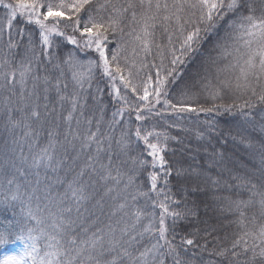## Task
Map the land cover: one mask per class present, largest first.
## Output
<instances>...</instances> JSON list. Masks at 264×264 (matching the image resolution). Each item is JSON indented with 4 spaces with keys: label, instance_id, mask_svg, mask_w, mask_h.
Wrapping results in <instances>:
<instances>
[{
    "label": "trees",
    "instance_id": "1",
    "mask_svg": "<svg viewBox=\"0 0 264 264\" xmlns=\"http://www.w3.org/2000/svg\"><path fill=\"white\" fill-rule=\"evenodd\" d=\"M46 2L59 4L61 0ZM65 2L70 3L71 0ZM133 2L136 4L134 9L117 16L112 6L126 7L128 0H111L104 8H100V5L105 4V0H92L80 15L81 28L89 16L96 22L104 23L108 22L109 17L119 19L117 30L107 33L106 49L109 58L112 52H119V63L125 70L124 74L132 73V83L139 92L149 76L153 77L154 87L157 70L160 69L163 76L165 69L170 67L167 38L171 33L178 47L180 32L174 20H160L152 30L151 52L141 51L139 42L133 39L136 34L133 29L139 31L140 25L132 20L131 13L135 11L139 19L143 9L138 0ZM167 2L171 6L172 0ZM4 3H15V0H4ZM254 6L259 15L260 0H254ZM173 10L170 7L165 13L161 9L160 15L170 14ZM193 11H196L195 17L191 16ZM9 12L0 4V27L3 28L0 34V63L6 57L13 59L11 65L0 68V73L18 66L29 38L36 43L40 39L39 27L28 24L26 14L14 19L9 29ZM181 15L195 20L199 12L186 8ZM221 15L223 19H218L214 27L207 32L201 31V38L194 50L184 56L183 64L177 66L176 79L167 85L166 98L173 103L183 102L208 108L213 104H231L234 100L240 103L247 99L242 97L237 100L238 93L223 89L219 84L225 79L234 82L238 75V69L228 68L236 62L234 49L240 47L241 52L246 51L237 32L229 27L239 13L224 15L222 12ZM194 26L185 24V32ZM59 27L66 35H74L81 46L68 43L65 37H53L55 46L49 49L51 62L48 57H42L39 63L34 62L23 86L16 83L4 87L5 81L0 77V236H7L13 241L0 246V261L18 244L25 249V242L15 239L17 236H23L25 240L29 235L37 237L36 247L43 256L49 249L39 227L55 235L51 224L62 213L66 218L75 220L73 235L78 239L93 238V233H96V237H102L96 250L91 251V255L99 257L102 264H107L113 258H117L116 264H132L128 257L123 256V249L127 248L136 257L154 242L147 234L143 239L137 236L142 225L133 227V213L147 203L139 196L137 188L149 191L148 174L157 172L158 190H170L169 194L178 202L171 207L184 213V218L175 228L176 238L173 241L179 246L181 264H264V258L259 255L252 259V251L244 253L243 245L232 247L242 231L237 224L240 212L234 202L248 200L253 191L252 185L257 186V191L264 190V105L257 103L254 109H246L253 113V117L245 119L235 109L233 112L220 109L219 113L177 114L163 105L162 98L160 104H154L151 112L142 110L140 115L144 119L138 121L135 109L137 106L143 109L144 102L139 101L130 89H124L119 80L115 84L121 88L124 99L116 98L111 88L112 81L103 76L102 69L98 67L94 69L93 79L85 81L83 87L72 80L66 65L61 64L63 73L55 67L70 53L83 62L90 59L99 61L94 50L83 46L84 38L78 31L72 30L71 22L62 21ZM165 27H168V32L164 31ZM200 27L203 29L205 26ZM10 39L19 41V46L8 49L6 43ZM156 45L161 47L157 48ZM226 50L233 55H225ZM36 76L39 79H33ZM209 82L222 88V99L212 101L208 97L204 86ZM73 97L76 100L75 110L72 108ZM252 99L255 100V97ZM118 108L125 111L122 116L114 118L113 113ZM32 111L38 112L39 117H33ZM69 113L71 120L67 119ZM114 119L116 122H113ZM136 128H140L142 134L152 131L167 135V141H163L166 150L162 154L167 162L164 169L159 165L156 168L150 166L152 158L147 155L144 142L136 138ZM92 134H95V138L88 139ZM149 139L156 142L154 137ZM44 148L48 149L52 159L49 161L44 156L36 166L34 158L42 156L41 150ZM137 157L147 160L149 166L142 171L137 170L132 162ZM165 171L170 173L166 188ZM129 176H134L131 184L128 183ZM74 190L77 196L72 195ZM13 195L17 199L13 200ZM81 195L85 199L78 200ZM133 196L137 199L133 200ZM254 200H259V197ZM121 204L125 207L120 208ZM67 208H71V212L64 211ZM147 210L156 211L157 214L160 211L158 208ZM242 210L246 222L256 217L255 225L248 223L249 228L264 223L258 203ZM29 211L42 218L44 223L37 226L29 217ZM167 223H172L170 218ZM30 228L35 230L29 233ZM83 229L88 231L85 233ZM124 229L127 230L126 234L122 231ZM133 236H136V241H131ZM171 237L172 233H169ZM181 237L192 239L194 244L181 245ZM110 241L118 242L113 251H107L111 247ZM248 243L251 245L252 241ZM102 250L103 256L100 255ZM256 251L258 253L259 248ZM87 255L88 252H85V257ZM26 259L32 264L30 258ZM149 259H152L151 254ZM161 259L164 264H175L171 255ZM85 264L92 262L85 260Z\"/></svg>",
    "mask_w": 264,
    "mask_h": 264
},
{
    "label": "snow or ice",
    "instance_id": "2",
    "mask_svg": "<svg viewBox=\"0 0 264 264\" xmlns=\"http://www.w3.org/2000/svg\"><path fill=\"white\" fill-rule=\"evenodd\" d=\"M140 7L143 11L137 18V13L132 11V20L140 25L139 31L133 29L134 35L133 39L139 42L141 51L145 53H150L153 43V29L156 28L157 22L163 20L164 22L174 20L178 30L180 32L179 46L173 42L172 34L168 35V52L171 56L169 61L170 67L165 69V74L162 76L160 69L157 70L155 74V86L153 87V77L149 76L147 80L143 83L142 88L138 92V89L132 83V73L129 72L125 75L124 68L121 67L119 63V52H112L111 58H109V53L106 49L105 42L108 41L107 33L111 30L115 32L119 24V19L109 17L107 23L96 22L91 16L87 18L81 28V12L86 11V6L92 3V0H71L70 3H66L65 0H61L59 4H52L46 2V0H15V3H4V0H0V4L10 12L7 18V27L12 28L13 20L18 16L27 15V23L34 24L39 27V43L34 42L31 38L28 39L27 45L24 50V57L19 61L18 66L7 68L4 72L0 73L5 81L4 87L8 85H14L19 83L23 86L29 74L32 72V64L34 62H41L42 57H48L49 62L52 59V53L49 51L55 46V40L53 37H65L68 43L81 46V43L74 35H66L59 27L62 21L71 22L72 30L74 32H79L80 36L84 38L83 46L92 49L98 54L99 61L88 60L87 62L80 61L74 57L71 53L67 59H62L60 63H57L55 67L60 69L63 73V68L61 64L67 66V70L71 72L72 80L76 82L80 87H83L85 81L90 82L93 79V73L95 68L102 69V75L109 78L112 81L111 88L112 92L115 94L117 99H124L121 95V88L116 87L115 82L117 80L123 85L124 89H130L132 93L136 94L139 101L144 102L143 109L139 106L135 109L136 120H143L144 117L140 115L142 110H147L151 112L154 104H160L163 98V105L167 108H171L174 113L180 114L185 112H217L223 109L224 112H233L235 109L241 116L245 119H251L253 113L251 111H246V109H254L257 103L264 105V0H260L259 15H257V8L254 6V0H172L171 6L164 0H138ZM111 0H105V4L100 5V8H104L105 5L110 4ZM136 4L133 0H128L126 7L117 8L115 5L112 6L113 12L117 16H123L129 11V9H134ZM174 9L170 14L160 15L161 9L165 13H168L169 8ZM198 10L199 16L192 20L191 18H185L181 14L185 9ZM241 9H246L242 12ZM228 13H239L236 15L229 23V27L237 32L240 40L243 41V47L246 51L241 52L240 47L234 49L237 54L234 59L235 63L230 64L228 68L238 69V75L235 77V81L229 79L219 81V84L223 86V89H228L233 93H238L237 100L242 97H247L243 99L242 102L237 103L234 100L231 104H213L212 107H196L189 103H173L171 100L167 99L168 91L167 85L176 79L177 66L183 64L184 56L194 50V46L198 44L201 38V31L207 32L210 28L214 27L218 19H223V15ZM191 16H196V11L191 13ZM183 20V23L181 21ZM52 22L51 24L49 22ZM185 24H194L190 30L185 32ZM200 25L205 27L202 29ZM122 31V29H121ZM165 32H168V27L164 28ZM3 28L0 27V34H2ZM22 35V33H21ZM131 35V33H130ZM255 45V47H253ZM19 46V41L9 40L6 43L8 49H15ZM160 48V45H156ZM39 49V51H38ZM135 53V48L133 49ZM31 54V56H29ZM138 55V53H136ZM14 55V54H11ZM225 55L231 56L232 52L225 51ZM13 59L6 57L2 63H0V68H6V66L11 65ZM155 67V65H153ZM163 68V64L161 65ZM17 74L19 79H17ZM171 78V79H170ZM33 79H39L38 76L33 77ZM47 81V77H45ZM259 88V92L257 91ZM208 97L212 101L223 98L222 88L217 85H212L210 82L204 86ZM187 95V93H183ZM255 97V100L252 99ZM151 98V99H150ZM64 99V97H61ZM127 103V100L124 101ZM72 108H76L75 97L72 98ZM124 108H118L116 112L113 113V117L122 116L124 113ZM31 115L38 118L39 113L32 111ZM67 119L71 120L72 115L69 113ZM113 122H116L115 119ZM18 123V122H16ZM91 123V121H89ZM135 136L137 139L142 140L146 146L147 155L150 156L151 162L150 166L156 168L157 165L161 169L165 168L166 160L162 154L166 150V145L163 141H167V135L162 133H154L152 131H145L143 134L140 128H136ZM51 136V133L49 134ZM150 137H154L156 142L150 141ZM163 137V140H161ZM95 134H92L88 139H94ZM51 145V142H50ZM126 146V145H125ZM42 156L34 158V164L39 165L40 161L47 156V159L51 161L52 157L48 154V149L44 148L41 150ZM133 164L136 165L137 170H144L149 166V162L142 158L137 157L134 159ZM170 173L165 171L164 176V186L167 187L168 180L167 175ZM83 175V173H81ZM109 175H111L109 173ZM150 180L149 191H142L139 187L137 192L140 197L146 200V205L144 208H137L133 213L135 217V223L133 227L137 225H142L141 231L137 233V236L142 239L147 234V237L154 241L151 243L150 247H146L143 251H140L139 256L133 257L127 248L123 249V256L128 257L132 264H164V260L161 259L163 256L171 255L175 261V264H181L178 258L179 252L178 247L173 243L175 240V228L177 223L184 218V213L177 211L171 207L172 204L178 203L173 200L169 192H165L163 189L157 187L158 174L157 172H151L148 174ZM115 179V178H114ZM134 181V176H129L128 183L131 184ZM9 184L12 183L11 180L8 181ZM19 187V186H17ZM71 187V185H70ZM256 185H252V194L248 200H240L234 202L236 209L240 212V216L237 220L238 226L241 228V233L238 234L237 238L233 241L232 247L236 248L243 245L242 251L247 253L248 251L253 252L252 259L255 260L256 256L264 258V223H261L258 227L249 228L248 223L255 225L256 217L253 216L251 221L246 222L245 213L242 208H247L252 206L254 203H258L260 206V214L264 216V190H255ZM154 194V195H153ZM73 196H77V191H73ZM259 197V200H254L255 197ZM160 197H163L161 199ZM12 199H17L16 195L12 196ZM78 200L85 199L82 195L77 198ZM133 200L137 199L136 196L132 197ZM167 201V202H166ZM125 205L121 204L120 208H124ZM159 209V214L156 211H150L147 209ZM64 211L71 212V208H67ZM79 212V209H77ZM29 217L36 222L37 226L44 223L43 219L33 214L31 211L28 213ZM171 219L172 223H167L168 219ZM146 221V223H143ZM75 220L66 218L62 213L57 220L53 221L51 227L55 230V235L49 234L45 231L43 227H39V232L42 236L46 237L47 243L46 248L49 249L45 251L43 256H40L39 251L36 247L35 240L37 237L29 235L27 240L23 236H17L15 239L25 242V250L20 255H8L4 257L3 264H27V259L30 258L32 264H85L86 261H91L92 264H102L99 257L91 255V251L96 250L97 245L102 240V237H96V233L92 234L93 238L89 239H78L76 235H73L75 231ZM35 229H28L29 233ZM86 233L88 229H83ZM125 234L127 230H122ZM169 233H172L171 239L169 238ZM251 240L252 243L249 245L248 241ZM32 241V243H28ZM131 241H136V236L131 238ZM131 241L129 244L131 245ZM259 241V244H257ZM9 242H13L7 236H0V246L6 245ZM163 242V243H161ZM117 241H110L111 247L107 251L115 250V245ZM193 245L194 241L192 239H187L181 237V245ZM87 246V247H85ZM101 249L103 245L101 244ZM257 248L259 252L257 253ZM166 249V251H162ZM85 252L88 255L85 257ZM151 254L152 259H149ZM100 255H104V251L100 252ZM223 255V253H221ZM236 255V253H233ZM84 257V259H80ZM117 258L108 261L107 264H116Z\"/></svg>",
    "mask_w": 264,
    "mask_h": 264
},
{
    "label": "rangeland",
    "instance_id": "3",
    "mask_svg": "<svg viewBox=\"0 0 264 264\" xmlns=\"http://www.w3.org/2000/svg\"><path fill=\"white\" fill-rule=\"evenodd\" d=\"M24 250L25 249H24L23 245H21V244L16 245L15 247L12 248V250H10V252H7L2 256L0 264H3L4 257H6L8 255H20L24 252ZM27 264H29V263L27 262Z\"/></svg>",
    "mask_w": 264,
    "mask_h": 264
}]
</instances>
